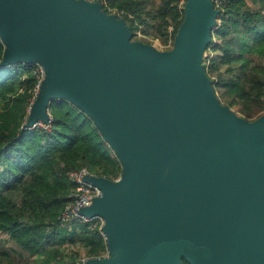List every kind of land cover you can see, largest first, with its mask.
I'll return each mask as SVG.
<instances>
[{"label": "water", "instance_id": "95a60500", "mask_svg": "<svg viewBox=\"0 0 264 264\" xmlns=\"http://www.w3.org/2000/svg\"><path fill=\"white\" fill-rule=\"evenodd\" d=\"M218 9L186 0L169 50L132 40L125 19L88 0H0L1 65L41 63L26 126L53 99L85 111L122 164L102 190L108 256L88 264H264V114L220 102L201 62Z\"/></svg>", "mask_w": 264, "mask_h": 264}, {"label": "trees", "instance_id": "16d2710c", "mask_svg": "<svg viewBox=\"0 0 264 264\" xmlns=\"http://www.w3.org/2000/svg\"><path fill=\"white\" fill-rule=\"evenodd\" d=\"M178 2L159 0L156 12L162 17L172 14L182 22ZM108 4L122 12L133 34L130 15H142L144 1L108 0ZM214 5L218 14L213 28L219 18L223 21L212 46L220 54L210 66L226 67L214 90L218 98L227 97V105H233L235 99L246 96L251 75L264 80V65L254 64L248 55H264V0H221ZM3 51L0 39V62ZM34 70L35 64H0V232L17 245L10 251L25 264H74L80 252L75 249L66 255L57 243L80 244L90 257L105 252L107 244L99 230H90L85 223L60 224L58 215L73 188L69 173L86 166L97 176L116 179L122 164L93 118L65 98L51 101L48 128L25 127L38 82ZM253 103L258 110L264 109V100ZM241 110L248 116L254 112L249 103H243ZM4 259L15 264L9 251L0 248V264ZM78 264H83L81 258ZM182 264L191 263L183 258Z\"/></svg>", "mask_w": 264, "mask_h": 264}, {"label": "rangeland", "instance_id": "374dc122", "mask_svg": "<svg viewBox=\"0 0 264 264\" xmlns=\"http://www.w3.org/2000/svg\"><path fill=\"white\" fill-rule=\"evenodd\" d=\"M144 5V12L142 15H140L138 18L134 15H130L131 18L134 19V26L135 29L133 30L132 34V40H138L143 41L149 44L154 45L159 50H169L174 45V30L176 28V33L181 25V23L184 20L185 17V5L186 0H180L178 2V8L181 11V17L183 15L182 22L179 21V17H175L172 14H165L164 17L160 16L159 13L156 12L157 7L159 5V0H143ZM116 10V9H115ZM117 11V10H116ZM118 12V11H117ZM115 13V12H111ZM120 14H116L118 18H123ZM165 18V19H164ZM223 19L219 18L217 21L216 27L213 28L212 34H213V42L210 43L204 50L203 56H202V64L204 67V70L211 80V84L213 87L217 88V85L219 83V75L220 73H225L226 67L221 65L217 69H212L210 66L211 59L215 58L217 55L220 54V51L215 50L212 46L215 43V36L217 33V30L219 28V25L222 23ZM248 55L252 56L254 58L253 63L258 65H264V55H259L257 53H249ZM237 67V71L242 74V70L238 68L239 64L235 63ZM221 95V93L219 94ZM218 97V96H217ZM220 102L227 105L228 99L227 97H221L219 98ZM253 100H264V80L261 78H258L256 75H251V81L248 82V91L246 96L242 99H235L233 102V105H227L232 110H234L236 113L241 115L242 117L248 119V120H254L264 114L263 110H258L255 103H253ZM243 103H249L250 107L254 110L253 114L251 116L246 115L241 108H243ZM58 249H63L66 253H71L72 250H78L80 252V258L85 257V249L80 244H72L71 242H64V243H57ZM0 248L6 249L9 251L10 255L14 259L15 264H25L21 260V258L16 254L10 251V248H17V245L10 240L6 233L0 232ZM11 259V260H13ZM79 259L75 260L73 263L78 264ZM18 260V263H17ZM2 264H12V262H9L8 259H4ZM31 264V263H28Z\"/></svg>", "mask_w": 264, "mask_h": 264}, {"label": "built area", "instance_id": "2783aa9c", "mask_svg": "<svg viewBox=\"0 0 264 264\" xmlns=\"http://www.w3.org/2000/svg\"><path fill=\"white\" fill-rule=\"evenodd\" d=\"M88 1L99 2L102 8L107 13L115 12L117 14H120V12H117L114 8H112L108 4V0H88ZM213 2H215L216 4H219L221 0H213ZM34 72L36 73L38 77V82L36 85L35 94H34L35 96L32 101V104L40 90L42 80L44 79L45 74H46L45 68L41 63L35 64ZM32 104L28 108L29 113L31 111ZM50 117H51V114L49 116L48 121L46 122L38 121L34 124V126L40 125L45 128H48ZM88 174H93V173H91L86 166H82L80 168L70 171L69 176L73 182V188L68 195V200L66 204L64 205L60 214L58 215V219H59L60 224L65 227H71L73 222L85 223L87 224L90 230H99L100 233L105 238V233L102 229L105 223L104 217L100 214L87 215L86 213L83 212L84 207L92 204L94 197L100 196L102 194V190L99 186L95 185L94 183L86 179V175ZM120 175L116 179H112V180H117L120 177ZM108 254H109V251H108V248H106L105 252H103L101 255L96 256V257H104V256H108ZM90 258L92 257L85 256L84 258H81V262L83 264H88L87 261Z\"/></svg>", "mask_w": 264, "mask_h": 264}]
</instances>
